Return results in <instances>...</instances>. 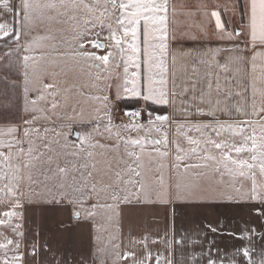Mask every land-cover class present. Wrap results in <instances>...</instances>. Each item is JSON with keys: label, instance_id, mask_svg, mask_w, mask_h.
I'll use <instances>...</instances> for the list:
<instances>
[{"label": "snow or ice", "instance_id": "1", "mask_svg": "<svg viewBox=\"0 0 264 264\" xmlns=\"http://www.w3.org/2000/svg\"><path fill=\"white\" fill-rule=\"evenodd\" d=\"M0 45V264H70L35 209L71 264H264V0H0Z\"/></svg>", "mask_w": 264, "mask_h": 264}, {"label": "crops", "instance_id": "2", "mask_svg": "<svg viewBox=\"0 0 264 264\" xmlns=\"http://www.w3.org/2000/svg\"><path fill=\"white\" fill-rule=\"evenodd\" d=\"M190 2L195 3L196 0H190ZM6 67L8 66L0 67V73H2ZM9 74L12 79H19L22 76V73L18 74L16 71L14 58L12 66L9 68ZM5 93H7L9 102L6 108L0 107V126H3L5 121L15 122L23 118L22 83L20 87H13L11 83H9L7 88H5L3 83H0V102L3 101ZM29 217L34 219L36 224L40 225L42 233L41 242L45 240L49 241L53 245V250L58 256H67L70 264L73 259L79 261L87 258L91 251V246L86 228L76 229L71 234L70 238L67 234L55 231L57 223L61 220L66 221V213L53 214L51 212H42L39 209H35L29 210ZM131 220L138 229L151 228L153 231L159 229L162 232L165 228V211L163 208L143 209L133 213ZM219 243L222 251L225 249L230 251L233 245V241L228 238L219 241ZM256 245L255 254L256 258L259 259V240H257ZM176 258L181 259V253L179 251L176 253ZM44 259L48 261V264H51L52 255L48 254Z\"/></svg>", "mask_w": 264, "mask_h": 264}, {"label": "trees", "instance_id": "3", "mask_svg": "<svg viewBox=\"0 0 264 264\" xmlns=\"http://www.w3.org/2000/svg\"><path fill=\"white\" fill-rule=\"evenodd\" d=\"M129 107H131V105H128Z\"/></svg>", "mask_w": 264, "mask_h": 264}]
</instances>
